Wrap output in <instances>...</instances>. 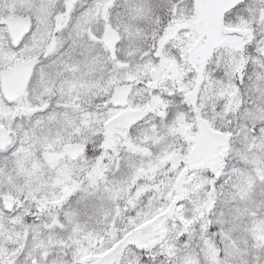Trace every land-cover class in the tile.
<instances>
[{
    "label": "snow or ice",
    "instance_id": "obj_1",
    "mask_svg": "<svg viewBox=\"0 0 264 264\" xmlns=\"http://www.w3.org/2000/svg\"><path fill=\"white\" fill-rule=\"evenodd\" d=\"M0 264H264V0H0Z\"/></svg>",
    "mask_w": 264,
    "mask_h": 264
}]
</instances>
